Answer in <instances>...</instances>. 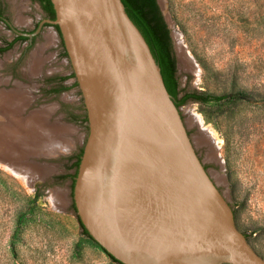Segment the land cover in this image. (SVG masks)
<instances>
[{"label":"rangeland","instance_id":"1","mask_svg":"<svg viewBox=\"0 0 264 264\" xmlns=\"http://www.w3.org/2000/svg\"><path fill=\"white\" fill-rule=\"evenodd\" d=\"M155 2L179 95L207 99H187L181 118L236 228L264 259V0ZM47 19L39 0H0V93L17 89L24 98L0 115L3 146L8 139L0 149V264H119L82 234L73 209L88 123ZM189 114L203 122L188 124ZM203 133L212 146L195 144Z\"/></svg>","mask_w":264,"mask_h":264},{"label":"water","instance_id":"2","mask_svg":"<svg viewBox=\"0 0 264 264\" xmlns=\"http://www.w3.org/2000/svg\"><path fill=\"white\" fill-rule=\"evenodd\" d=\"M88 134L76 216L119 264H264L196 153L121 0H50Z\"/></svg>","mask_w":264,"mask_h":264},{"label":"trees","instance_id":"3","mask_svg":"<svg viewBox=\"0 0 264 264\" xmlns=\"http://www.w3.org/2000/svg\"><path fill=\"white\" fill-rule=\"evenodd\" d=\"M39 1L41 2L44 11L47 14V18L53 20L55 18V11L51 1L50 0H39ZM121 1L123 2V5L125 7L128 16L143 35L144 39L146 40L151 50L153 57L158 63L160 67L162 79L168 93L175 99L179 91L177 81L175 78V62L170 51L168 31L165 27V24L162 21L155 0H121ZM54 26L59 32L57 25ZM64 52L65 55H67L65 49ZM72 76H74L73 73ZM187 99L203 100V101L207 100L206 97H201V95L184 94L180 99L179 103L185 102ZM85 120H87L86 117ZM80 155L77 157L76 161L74 162V166L76 167V172L80 160ZM75 175L72 176L73 183H74ZM73 209L74 212H76L74 204H73ZM77 220L81 227L82 234H84L85 236L91 239V237L88 235L86 229L83 227L78 217ZM106 254L113 261L117 262L113 257H111V255H109L108 253Z\"/></svg>","mask_w":264,"mask_h":264},{"label":"bare ground","instance_id":"4","mask_svg":"<svg viewBox=\"0 0 264 264\" xmlns=\"http://www.w3.org/2000/svg\"><path fill=\"white\" fill-rule=\"evenodd\" d=\"M19 21V20H18ZM183 55V54H182ZM34 57V56H33ZM35 57H37V56H35ZM38 58V57H37ZM36 58V60H34L33 62H34V64H33V67H34V65L36 66V69H37V65H39L38 64V62L39 61H41V60H39L38 61V59ZM33 59H35V58H33ZM184 62H187L186 61V59L184 58ZM40 63V62H39ZM29 68V67H28ZM30 69H32V68H30ZM33 69H35V68H33ZM34 73V72H33ZM36 73V72H35ZM1 80V79H0ZM24 100V98L22 97V94L16 89H13V90H9V91H4V92H1L0 93V115L2 116V107L4 106H11L12 107V110L13 109H15L19 104H21V101H23ZM18 108V107H17ZM16 110V109H15ZM10 113H12V112H10ZM9 113V114H10ZM1 116H0V122H1ZM187 122H188V124H191V123H197V124H201L202 122H203V118H202V116H200V115H197V117L195 116V118L191 115L190 116V114L188 115V117H187ZM8 123V122H7ZM11 126V125H10ZM12 127V126H11ZM29 127V126H28ZM9 128V127H8ZM8 128H6V130L8 129ZM204 129L206 130V131H208V129L206 128V127H204ZM12 131V130H11ZM5 132L6 131H3V127L1 126V124H0V149H2L1 147L3 146V142L5 141V139L3 140V136H4V138H5ZM209 132V131H208ZM3 133H4V135H3ZM6 134H8V132L6 133ZM209 136V135H208ZM8 140V139H7ZM7 140H6V144H7ZM194 142H195V144L197 145V146H199L200 144H202V143H205V144H207V145H211V141L208 139V137H207V135L206 134H202V135H200V136H196L195 138H194ZM6 144L3 146L4 148H5V146H6ZM212 146V145H211ZM212 147H210L209 148V150L210 151H208V154L206 155L208 158H214V154L212 153L213 151H212V149H211ZM6 166V165H5ZM6 168V167H5ZM8 169V168H7ZM25 173V172H24ZM21 176V175H20ZM22 179H23V177H22ZM24 181V180H23ZM54 200V199H53Z\"/></svg>","mask_w":264,"mask_h":264},{"label":"flooded vegetation","instance_id":"5","mask_svg":"<svg viewBox=\"0 0 264 264\" xmlns=\"http://www.w3.org/2000/svg\"><path fill=\"white\" fill-rule=\"evenodd\" d=\"M182 96L183 95H179V91H178V94H177V97L174 99V102H175V104L179 107V106H181L184 102H180L179 103V101H180V99L182 98ZM205 167V166H204Z\"/></svg>","mask_w":264,"mask_h":264}]
</instances>
